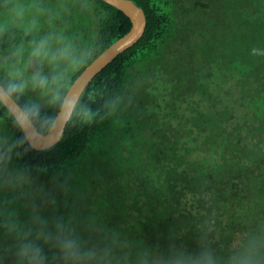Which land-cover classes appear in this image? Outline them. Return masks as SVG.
<instances>
[{"label": "trees", "instance_id": "16d2710c", "mask_svg": "<svg viewBox=\"0 0 264 264\" xmlns=\"http://www.w3.org/2000/svg\"><path fill=\"white\" fill-rule=\"evenodd\" d=\"M9 1L0 0V15L12 6ZM133 1L144 9L146 31L81 95L91 118L75 115L61 141L45 150L21 149L10 167L27 169L31 179L51 186L55 198L48 208L49 226L62 219L86 248L107 249L101 264H141L145 256L147 264H160L176 249H208L218 264H227L250 240L264 246V56L251 54L254 47L264 50V0H231V6L216 0L218 16L211 26L227 34L231 22L239 30L244 27L226 42V53L237 61L196 63L197 74L194 63H179L186 46L178 35L194 29L192 19L179 14L182 6L175 9L178 1ZM86 2L87 23L97 29L93 54L69 76L67 91L132 26L111 4ZM221 6L224 14L242 17L220 18ZM29 30L0 31V53L30 40ZM209 54L207 61H212V50ZM215 70L238 86L243 119L235 106H218L211 86ZM29 100L26 92L21 102ZM4 128L9 139L20 136L0 110ZM10 197L8 189L0 191L3 264L14 263ZM45 251L50 264H60L53 259L56 249L45 245Z\"/></svg>", "mask_w": 264, "mask_h": 264}, {"label": "clouds", "instance_id": "9594fccd", "mask_svg": "<svg viewBox=\"0 0 264 264\" xmlns=\"http://www.w3.org/2000/svg\"><path fill=\"white\" fill-rule=\"evenodd\" d=\"M52 43V38L48 36L34 42L31 59H47L49 62L64 60L78 66V61L68 47L53 50ZM251 54L264 56V50L254 47ZM30 87L38 90L46 100L21 102ZM67 87V78L63 73L49 76L35 71L30 78H25L23 72L17 69L0 79V110L8 113L13 127L20 133V136L12 139L0 136V191L20 189L23 193L24 184H31L29 170L10 167L13 156L19 157L21 149L27 152L36 147V141L43 143L53 139L77 114L91 118L92 113L81 105L80 97L73 95L75 89L68 92ZM31 224L28 228L16 224L9 229L14 240L10 248L14 264H50L45 245L56 249L53 259L59 260L60 264H101L108 255L107 249L86 248L62 219L50 227L49 221L40 216L35 208ZM0 264H3V257H0ZM141 264H147L146 256L141 257ZM160 264H218V260L208 249L198 252L176 249L161 258ZM227 264H264V246L255 239L250 240L228 258Z\"/></svg>", "mask_w": 264, "mask_h": 264}, {"label": "rangeland", "instance_id": "374dc122", "mask_svg": "<svg viewBox=\"0 0 264 264\" xmlns=\"http://www.w3.org/2000/svg\"><path fill=\"white\" fill-rule=\"evenodd\" d=\"M11 0L12 6L8 5V11L0 15V31L10 28L30 27L31 38L26 43L18 44L12 49L0 53V74L4 75L7 71L19 69L23 72L25 78H30L32 73L40 71L44 75L63 73L68 79L69 76L77 69L89 62L93 54V44L96 39L97 29L94 24H88L87 20L90 11L87 10L86 0ZM175 9L182 6L179 14H184L187 19H192L193 28L196 34L189 28L179 33V39L184 38L183 58L179 63H194L192 67L196 74L198 65L196 63H215L214 60H225L224 63H234L235 59L226 53V42L230 34H235L238 30L244 32V27L237 29L231 22L228 26L229 34L223 33L222 29H216L211 26V21L218 16V1L216 0H177ZM231 0H226L227 5L231 6ZM173 6V5H171ZM220 18L239 19L242 17L238 12L234 14H224L225 9L221 6ZM215 13V14H214ZM188 22H186L187 24ZM215 23V22H214ZM212 32V34H202ZM194 35V36H193ZM48 36L53 40L52 49L57 50L62 47H68L73 56L78 61V66H74L67 61L58 60L49 62L47 59L33 61L30 53L34 42ZM192 41V42H190ZM193 43H195L193 45ZM197 45V46H196ZM197 51H195L194 47ZM206 47L207 49H205ZM180 48H182L180 46ZM200 50V51H199ZM210 50L213 52V60L207 61ZM186 54V55H185ZM214 78L211 80L212 92L217 95L218 106L222 108L226 103L238 111V117L244 118V108L239 104V88L232 86L231 81L223 71L215 70ZM47 73V74H45ZM235 81V80H234ZM209 83V80H208ZM160 85V84H159ZM33 100L44 102L46 97H42L38 90L31 87L27 91ZM198 99V97L196 98ZM203 105H208L204 102ZM211 110V109H210ZM7 130L1 129L0 136L7 137ZM31 179V178H30ZM38 179H31V184L25 183L23 193L20 189L15 191L9 190L11 197L8 198V204L11 211L12 225H32L31 216L33 209L46 220L53 221L49 218L51 202H54V196L50 194L51 186ZM54 195L55 190L53 191ZM61 200V199H60ZM54 207V206H53ZM52 207V208H53ZM19 214V219L17 218ZM9 261V260H8ZM6 264H14L7 262Z\"/></svg>", "mask_w": 264, "mask_h": 264}, {"label": "water", "instance_id": "95a60500", "mask_svg": "<svg viewBox=\"0 0 264 264\" xmlns=\"http://www.w3.org/2000/svg\"><path fill=\"white\" fill-rule=\"evenodd\" d=\"M112 6L122 10L132 22V26L124 36L112 43L106 50H104L98 57H96L76 78L72 83L68 92L75 89L73 95L81 97L90 82L114 61L120 54L124 53L133 47L143 37L147 28V17L144 9L138 6L133 0H103ZM66 127L59 132V134L51 140L41 143L36 141L37 145L34 149L45 150L56 145L63 138Z\"/></svg>", "mask_w": 264, "mask_h": 264}]
</instances>
